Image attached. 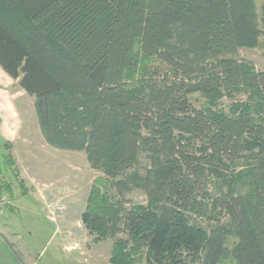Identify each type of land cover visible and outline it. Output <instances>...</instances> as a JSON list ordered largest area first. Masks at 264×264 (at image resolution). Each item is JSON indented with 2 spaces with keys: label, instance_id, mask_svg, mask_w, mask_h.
<instances>
[{
  "label": "trees",
  "instance_id": "obj_1",
  "mask_svg": "<svg viewBox=\"0 0 264 264\" xmlns=\"http://www.w3.org/2000/svg\"><path fill=\"white\" fill-rule=\"evenodd\" d=\"M259 26L254 0H0V67L34 97L45 141L147 195L130 208L90 196L83 223L113 239L112 264L145 250L147 264H264V71L236 57ZM205 86L198 108L190 93ZM222 162L238 186L229 226L207 236L193 219Z\"/></svg>",
  "mask_w": 264,
  "mask_h": 264
},
{
  "label": "rangeland",
  "instance_id": "obj_2",
  "mask_svg": "<svg viewBox=\"0 0 264 264\" xmlns=\"http://www.w3.org/2000/svg\"><path fill=\"white\" fill-rule=\"evenodd\" d=\"M254 5L257 23L264 32V0H254ZM263 42L261 34L256 47L239 49L237 59L264 71ZM190 94L200 108L214 91L205 86L192 89ZM236 99L246 100L247 95L235 99L223 96L217 102L228 111ZM260 117L264 118L263 112L255 114V118ZM148 155L143 151L138 157L136 168L142 174L149 167ZM220 166L212 172L201 197V212L193 219L206 229L207 236L230 223L222 203L238 186L230 164L222 162ZM108 181L104 171L89 164L84 152L58 149L45 141L34 97L0 67V241L14 243L17 257L34 259L36 264H112L113 239L95 241L83 223L90 196L111 194L115 201L124 200L128 208L146 205L148 199L139 186L120 193L118 188L110 189ZM228 241L232 247L239 238L229 237ZM136 264H147L146 250Z\"/></svg>",
  "mask_w": 264,
  "mask_h": 264
},
{
  "label": "crops",
  "instance_id": "obj_3",
  "mask_svg": "<svg viewBox=\"0 0 264 264\" xmlns=\"http://www.w3.org/2000/svg\"><path fill=\"white\" fill-rule=\"evenodd\" d=\"M16 248L18 247L14 246V243L0 241V264H36L34 259H25L23 261L19 256L17 257L18 253ZM2 249H8V252L1 251ZM26 254H28V252Z\"/></svg>",
  "mask_w": 264,
  "mask_h": 264
}]
</instances>
